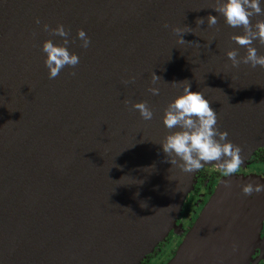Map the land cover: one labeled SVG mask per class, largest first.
I'll return each instance as SVG.
<instances>
[{
	"label": "water",
	"instance_id": "95a60500",
	"mask_svg": "<svg viewBox=\"0 0 264 264\" xmlns=\"http://www.w3.org/2000/svg\"><path fill=\"white\" fill-rule=\"evenodd\" d=\"M213 3L0 0V264H141L175 230L198 171L172 167L159 145L169 132L163 109L182 94L173 82L189 81L210 102L219 130L242 149L241 168L264 149V68L231 67L226 52L246 51L231 39L242 29L227 26ZM208 15L217 26H207ZM58 23L80 63L50 80L41 45L63 38L42 25ZM185 26L195 35L182 38L193 43L179 45L171 28ZM152 72L162 79L155 85ZM126 99L147 101L153 119ZM237 174L218 181L168 264H246L260 198L242 194L256 181Z\"/></svg>",
	"mask_w": 264,
	"mask_h": 264
},
{
	"label": "clouds",
	"instance_id": "9594fccd",
	"mask_svg": "<svg viewBox=\"0 0 264 264\" xmlns=\"http://www.w3.org/2000/svg\"><path fill=\"white\" fill-rule=\"evenodd\" d=\"M211 9L223 17L227 26L242 29V34H234L231 39L246 51L243 56L239 55L237 49L226 52L231 67L238 69L243 64L251 68L257 66L264 68V55L258 54L257 48L253 46L254 42L264 46V19H256L253 23L255 17L264 16L261 0H214ZM206 19L207 26L210 28L219 23L217 16L214 15H208ZM35 23L40 24V20L36 19ZM204 23V18H197V26ZM163 27L168 28L169 25L165 23ZM42 28L52 36L63 38L58 44L46 39L41 45V51L45 54L43 64L47 69L48 78L52 80L57 78L65 67L75 69L80 63V58L68 50L67 46L73 41L69 39L70 30L63 24L58 23L54 28L44 24ZM171 31L177 37V44L193 43V41H185L182 38L186 33L195 35L192 28L172 27ZM76 38L80 40L81 48L90 47V37L83 29L77 30ZM69 75L75 76L76 72L72 71ZM134 80L133 77L130 80H123L122 83L127 85ZM160 80L162 79L154 72L151 73L150 83L152 85ZM171 84L183 85V87L182 94L177 95L166 105L161 117L164 127L169 130L159 142L167 158L166 162L188 174L199 171L206 164L212 163L226 177L237 173L244 163L242 149L228 139L227 131L219 130L217 112L212 109L210 102L205 99L202 92L191 91L189 81ZM147 91L152 95H159L160 89L149 87ZM123 103L125 105L131 103V108L139 112L142 120L153 119L154 113L147 101L132 103L126 99ZM241 191L246 197L259 194L264 192V184L249 181L242 185Z\"/></svg>",
	"mask_w": 264,
	"mask_h": 264
},
{
	"label": "flooded vegetation",
	"instance_id": "af4514ba",
	"mask_svg": "<svg viewBox=\"0 0 264 264\" xmlns=\"http://www.w3.org/2000/svg\"><path fill=\"white\" fill-rule=\"evenodd\" d=\"M255 153L251 155L242 171H245V175L248 173V177H252L254 181L264 184V149H259ZM201 170L197 174L192 193L184 202L180 218L176 223V230L170 231L167 237L154 248L152 253L141 264H168L181 245L185 235L193 228L205 204L212 195L214 186L217 185L223 176L220 172L206 170L205 168ZM255 197L260 198L258 217L260 218V225L257 232L256 230L254 232L249 259L246 264H264V192L251 196L252 199Z\"/></svg>",
	"mask_w": 264,
	"mask_h": 264
},
{
	"label": "rangeland",
	"instance_id": "374dc122",
	"mask_svg": "<svg viewBox=\"0 0 264 264\" xmlns=\"http://www.w3.org/2000/svg\"><path fill=\"white\" fill-rule=\"evenodd\" d=\"M249 160V159H248ZM247 160V161H248ZM246 161V162H247ZM246 164V163H245ZM245 166V165H244ZM214 168V167H213ZM210 170H212V169H210ZM212 171H215V172H218V170H212ZM245 171L243 170L242 171V168H240V171H238L237 173L238 174H240V176L242 177V178H247L248 177V173H246V175H245V173H244ZM237 174V175H238ZM236 175V174H235ZM196 180V179H195ZM196 183V182H195ZM195 183L193 184V186H192V188L190 189V191L187 193V195L185 196V198H184V200H183V205H184V202L187 200V198H188V196L192 193V190H193V188H194V185H195ZM215 187L216 186H214V189H215ZM214 189H213V191H214ZM183 205H182V207H183ZM181 212H182V208H181V211H180V215H181ZM180 215H179V217H178V220H179V218H180ZM177 220V221H178ZM177 221H176V223H177ZM176 228H177V225H176ZM176 228H175V230H176ZM161 243V242H160Z\"/></svg>",
	"mask_w": 264,
	"mask_h": 264
},
{
	"label": "trees",
	"instance_id": "16d2710c",
	"mask_svg": "<svg viewBox=\"0 0 264 264\" xmlns=\"http://www.w3.org/2000/svg\"><path fill=\"white\" fill-rule=\"evenodd\" d=\"M257 151H258V150H257ZM255 152H256V151H255ZM255 152H254V153H255ZM255 154H256V153H255ZM199 171H202V170H199ZM199 171H198V172H199Z\"/></svg>",
	"mask_w": 264,
	"mask_h": 264
}]
</instances>
